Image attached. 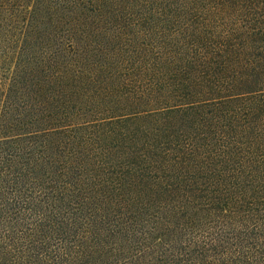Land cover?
<instances>
[{"label":"trees","instance_id":"16d2710c","mask_svg":"<svg viewBox=\"0 0 264 264\" xmlns=\"http://www.w3.org/2000/svg\"><path fill=\"white\" fill-rule=\"evenodd\" d=\"M0 264H264V0H0Z\"/></svg>","mask_w":264,"mask_h":264}]
</instances>
